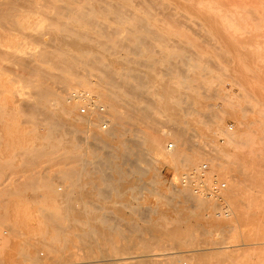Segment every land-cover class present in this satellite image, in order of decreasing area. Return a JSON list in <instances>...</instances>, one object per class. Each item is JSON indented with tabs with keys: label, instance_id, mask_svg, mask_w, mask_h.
Listing matches in <instances>:
<instances>
[{
	"label": "rangeland",
	"instance_id": "374dc122",
	"mask_svg": "<svg viewBox=\"0 0 264 264\" xmlns=\"http://www.w3.org/2000/svg\"><path fill=\"white\" fill-rule=\"evenodd\" d=\"M37 1L43 6L46 5L43 0ZM236 3L240 10L239 23L235 29H228L227 32L229 33L221 39L205 37L201 32H198L200 30L195 32L196 30L191 31V29H185L188 32H185L186 36L184 34H180V36L173 35L177 28L170 27L168 32L173 37L170 42H167L168 44L146 38L144 43L142 42L136 47L130 48L128 53L110 54L111 57L116 56L122 61L125 60L123 62L126 64L128 71H126L125 76L128 82L127 87L131 84L125 91L118 93L117 101L113 99L111 101L108 98L114 96L110 88L113 80L108 79L107 75L105 78V75H102L103 73L99 70L92 68L88 71L85 69L84 61L75 59L77 52L72 47L64 46L60 48L62 55H65L64 58L75 65L74 70L70 72L62 73L58 68L59 64L62 65L59 61L49 60L50 62H43L35 56L41 46L32 42L31 39L24 38L22 28L11 26V21L14 18L21 21L32 12H28L29 9L22 7V0H0V240L3 244H6L4 248L2 242H0V248L2 249L0 250V260H3L0 261V264H33L34 262V264H264V187L261 190V188L250 184L252 169L246 164L248 163L246 155L251 151L250 157L256 162L261 160L264 170V101H262V99L264 100V0H237ZM43 12L45 13V11ZM45 16L53 17L54 13L49 11ZM36 18L43 20L45 17L40 14ZM48 18H46L48 21H45L43 32L50 39L55 37V30L48 26L51 23L50 18ZM57 18L65 20L61 16H57ZM31 22L33 21L26 19V21H22V24L28 28ZM103 22L113 25L109 17H106ZM192 32L195 33L192 34ZM186 38L189 39V42ZM173 40L176 41L173 42ZM213 40L215 41L213 42ZM143 45L147 46L144 47ZM126 46H129V44L126 43ZM177 49L181 52L176 51ZM46 50H51V48L47 47ZM13 52L19 57L14 55L13 58ZM87 55L89 63L99 57L98 52L93 47L88 48ZM198 56L201 57L199 62L201 61L202 69L199 70V77L196 80L197 85L194 86L196 95L190 96L184 92L181 96L179 114L164 118L162 112L164 109L160 103V91L154 86L150 74L155 73L162 78H167L171 76L170 71H172L167 70V68H173L176 64L173 70L178 72L180 81L185 87L192 78L190 72L192 65H195L198 61L196 59V57L199 58ZM243 57L244 61L241 62ZM12 58L23 66L14 60L17 66L20 67L18 68ZM127 59H129V62ZM147 59L150 60L147 61ZM143 62L146 63L143 64ZM53 63H55L54 66ZM12 66L17 68L12 69ZM176 66L178 67L176 68ZM29 67L30 69H28ZM246 67L248 71H246ZM115 69L117 72L122 71L121 66L118 65ZM78 71L80 75L77 74ZM183 71L185 72L181 74ZM85 72L88 75L85 76ZM74 74L83 76L84 84L75 85L76 76L74 77ZM28 78L30 82L32 81V84H27ZM43 79L46 87L41 91L38 86ZM259 80H262V82ZM136 84L138 85L136 86ZM142 86L144 89H142ZM134 87H139L140 93L141 90L144 93L134 92ZM47 88H49L48 92L50 94L46 92ZM38 90L41 92H38ZM31 92L33 93L30 94ZM76 93L88 94L93 102L99 106H103L104 102L106 104V101L114 103L115 112L106 109L107 114L109 112L114 115L111 124H104L97 116H83L79 112L81 106L72 99V95ZM37 94L39 97H37ZM92 94H101V97L94 98ZM66 103L75 107V120H77L72 121L69 125H64L62 121L57 122L58 126L57 124L52 125L53 114L57 113ZM149 105H152V112H146L151 108ZM229 105H231V108L228 107ZM27 106H31V109ZM183 108L185 109L183 110ZM33 109L40 113H36ZM21 111L25 113L23 114ZM42 111L45 114L42 115ZM156 111H158V117ZM26 113L31 114L30 116L33 114V116L27 117ZM34 114L42 116L36 119L37 116L34 117ZM44 115L45 123L43 122ZM118 115L120 116L118 117ZM108 117H110L109 114ZM90 119L91 121H89ZM30 120L31 122H29ZM92 120L97 123L94 124L95 122ZM115 123H118V125L116 126ZM50 126L53 128L61 126V128H58V130L60 129L59 133L66 141H71L76 146L73 151L75 158L72 157L73 160L69 161L68 164L63 163V159L69 155L63 154V150L59 149L57 140L51 145L43 140H38V138L44 136ZM107 130L109 131L107 132ZM113 131L116 135L119 132V139L110 133ZM142 131L158 135L160 145L162 144L161 151L166 156L175 157V154L179 152L182 159V162H180L182 163L181 167L162 158L154 161L143 159L145 162L147 161L146 163L151 162V164H145L143 160L140 161L143 157L137 155L140 152L137 151V148L131 155H123L124 153L119 148V140H136L138 135L142 136ZM237 133L242 134L243 141L239 138L236 145H234L235 148H230L227 145L228 136L232 137ZM243 133H246L247 136L244 137ZM226 134L228 135L227 138H225ZM248 136H251V140L255 137L256 139L253 142L251 141L252 143H245L246 139H249ZM33 139L35 140L32 141ZM140 140L142 141V138ZM170 143L176 145V148L172 151H169L168 148ZM104 146L108 148L106 149ZM33 147L36 153H38L36 149H40L39 154L33 153ZM239 147H242V149ZM94 148L95 150H93ZM53 149L56 152H53ZM51 150L53 151L51 152ZM22 153L24 157H22ZM29 153L30 155H28ZM133 154L138 156L137 160ZM204 154H208L214 160L209 177H215L223 187V210L220 208L216 210L215 202L208 201L203 196L194 197L188 189L180 187L181 177L185 174H191L193 171L191 169H195L201 164ZM39 155L43 157L39 158ZM35 156L37 159H34ZM25 157L28 159L22 161V158ZM186 158L188 159L187 164L183 163ZM102 159L105 160V162L103 161L105 166L110 165L108 168L99 165ZM33 160L36 161L32 163ZM82 163L86 165L83 166ZM93 164L99 166V168L101 167L100 169L103 170L104 175H102L103 172L94 171L93 166L95 165ZM137 164L138 166H136ZM242 169L250 175L242 174ZM107 170H111L110 174L105 173ZM240 173L244 178L247 176L249 181H243L241 176L239 178ZM41 177H43V180ZM76 178L78 182H76ZM120 178H125L126 183L121 182L119 185ZM33 180L35 184L33 183L31 188L29 181L32 182ZM27 182L29 187L25 186ZM76 183L79 187H85L83 193L79 191L80 188ZM122 184L126 188V192L124 195L119 196L116 191ZM247 184L250 186L247 187ZM232 185L233 187H239L246 196L250 194V199L255 198L258 202L249 203L246 198L240 196L230 197L232 195ZM36 187L38 188L37 191L33 190L32 192V189H36ZM22 188L23 190L26 188L24 192H22ZM52 188L55 192L50 190ZM71 188H73L75 197H84V202L96 203L94 207L99 208L96 211L98 216L101 218L107 217L104 220L105 224H94L85 217L80 216L76 210L73 213H67L65 217L64 212L66 211L62 204H56L55 201L62 194L70 192L72 194ZM99 189L106 193H101V191H98ZM251 190H254L255 193ZM56 192H58V195ZM98 192H100L99 195ZM183 193L184 195H182ZM261 195L263 196L261 197ZM257 196L259 199L256 198ZM5 202L6 204H4ZM167 202L170 204H166ZM200 203L206 204L201 205ZM45 208L48 209L45 210ZM142 210L145 213H142ZM43 213L47 215L48 219L51 215L52 219L50 221L55 220L57 223L45 220L46 215L44 216ZM139 214H142V216H138ZM102 215L104 216L102 217ZM108 218H110L109 221ZM116 218L118 220H115ZM75 219L81 225L77 224V221L75 223ZM68 220L72 223H67ZM114 221L118 224H115ZM115 225L120 230H117ZM110 226H113V228ZM257 226L260 227L259 232H256ZM53 228L56 230L55 232L59 229L58 235ZM92 230L95 232L88 234ZM84 234H87L86 236L90 235L88 237L91 238V242L88 240V243ZM57 237L59 240L55 241ZM92 238L94 239L92 240ZM141 239L144 240L143 244H140ZM193 239L195 240L191 241ZM64 241H67L65 245ZM87 243L88 245H86ZM146 245L149 247L146 248ZM111 246L116 249L113 251ZM48 247L52 248H50L51 251L48 250ZM54 249H56V252ZM100 251H102L101 256H104L102 259H100ZM134 256H138L140 261L134 262ZM29 260L33 262L30 263Z\"/></svg>",
	"mask_w": 264,
	"mask_h": 264
},
{
	"label": "bare ground",
	"instance_id": "6f19581e",
	"mask_svg": "<svg viewBox=\"0 0 264 264\" xmlns=\"http://www.w3.org/2000/svg\"><path fill=\"white\" fill-rule=\"evenodd\" d=\"M45 1L44 3H46V5H42L40 4L37 0H22L23 2V6L24 8H27L29 9L28 12H32L29 16H26L24 17L21 21L20 19H16L14 18L11 22V26L12 27H19V28H22V34L24 36V38H28V39H31L32 42L36 43V44H39L41 46V48L35 53V56H37L39 59H41L43 62L45 61H48L50 62L49 60H56V61H59L61 62L62 65H58L59 67V70L62 72V73H65V72H70L71 70H74V63L73 62H70L68 61L66 58H64L65 55H62L61 51H60V48L61 47H72L76 52H77V56H75L76 58L75 59H80L82 61H84L83 63L85 64V69H87L88 71L91 70L92 68L95 69V70H99V72L103 73L102 75H105L104 77L106 78V75L108 76V79L110 78V80H113L111 81L112 83L110 84V88L112 90V92L114 93V96H111V98H107L108 99H112L114 101H117L116 98H118V93L121 91H125L126 88H129L131 86V84L129 85V87H127L128 85V82H127V79H126V71H127V66L126 64L123 62L125 60H120L118 57L114 56V57H111L110 54H119V53H128L129 49L130 48H133V47H136L138 44L140 43H144V41H146L145 39L146 38H151L153 40H156L158 42H161L162 44H168L167 42H170L172 40V37L171 35L169 34L170 32H168V29L170 27H174V28H177V31L173 34V35H179L180 34H184V36H186L185 32L187 30L185 29H191L192 30H196L195 32L198 31L199 33L201 32L205 37H211V38H214V39H221L223 38V36L225 34H228L229 32L228 29H235L237 24L239 23V20H240V10H239V7L237 6V3L236 1L237 0H43ZM248 6V5H247ZM46 8H49V9H46ZM249 8V7H247ZM45 11V13L43 12ZM49 11H52L54 13V16L51 17V16H48L51 20V23L50 25H48L49 27L53 28L55 30V37L53 38H50L48 39V37L46 36L47 34L43 32V28L45 26V21H48L46 18H48L47 16H45V14H47ZM42 15L43 17H45L43 20H38L37 15ZM57 16H61V17H64L65 20H60L57 18ZM106 17H109L110 21L113 23V25H108L106 24L105 22H103V20H105ZM48 18V19H49ZM27 20H31L33 22H31L30 26L28 28H26V26H24L22 24V21H26ZM224 29V30H223ZM25 30H28L27 32H24ZM21 32V31H20ZM195 32H192V34H194ZM235 33V30L233 31ZM188 33V32H186ZM233 33V34H234ZM197 35V34H196ZM231 35V34H230ZM228 35V36H230ZM178 36V37H179ZM191 36V34H190ZM188 37H189V34H188ZM235 37V36H234ZM181 38H185V37H181ZM192 38V37H191ZM150 39V41H151ZM176 39V38H174ZM231 39V38H230ZM186 40L188 41L189 39L186 38ZM191 40V39H190ZM193 40V39H192ZM206 40V39H205ZM149 41V40H148ZM176 41V40H175ZM173 40V42H175ZM215 40H213L214 42ZM222 41V40H221ZM235 41V40H234ZM15 43V41H13ZM189 42V41H188ZM192 42V41H191ZM194 42V41H193ZM220 42V41H219ZM126 43L129 44V46H126ZM148 43V42H147ZM153 44V42H151ZM150 43V44H151ZM177 43V42H176ZM202 43V42H201ZM210 43V42H209ZM146 44V43H145ZM221 44V43H220ZM219 44V45H220ZM13 45V44H12ZM149 45V43H148ZM156 45V44H154ZM153 45V46H154ZM172 45V44H171ZM190 45V44H189ZM197 45V44H196ZM204 45V44H203ZM144 46V45H143ZM147 46V45H146ZM144 46V47H146ZM152 46V47H153ZM166 46V45H165ZM173 46V45H172ZM218 46V45H217ZM225 46V45H224ZM47 47H50L51 50H46ZM95 49L97 52H98V56L96 59H93L91 63H89L90 61L87 59V54H88V48H92ZM177 47V46H176ZM231 47V46H230ZM149 48V47H148ZM181 48V47H180ZM188 48V47H187ZM223 48V47H222ZM18 49V48H17ZM186 49V48H185ZM191 49V48H190ZM139 50V49H138ZM150 50V48H149ZM217 50H219V48H217ZM4 51V50H3ZM17 51V50H16ZM176 51H179L178 49ZM192 51V50H191ZM230 51V49H229ZM2 52V51H1ZM5 52V51H4ZM131 52V51H130ZM138 52V51H136ZM181 52V51H179ZM133 53V52H132ZM135 53V52H134ZM133 53V54H134ZM189 53V52H188ZM222 53V51H221ZM230 53V52H229ZM232 53V52H231ZM9 55V53H7ZM210 54V53H209ZM226 54V53H225ZM11 55V54H10ZM14 55L15 53L13 52V58H14ZM30 56V54H28ZM68 55V54H67ZM121 55V54H120ZM123 55V54H122ZM145 55V54H144ZM238 55V53H237ZM240 55V54H239ZM71 56V54H70ZM137 56V55H136ZM242 56V55H240ZM15 57H19L15 55ZM25 57V56H24ZM91 57H93L91 55ZM186 57V56H185ZM189 57V56H188ZM199 57V56H198ZM223 57V56H222ZM239 57V56H238ZM11 57L9 56V59ZM12 60L14 61L15 59ZM28 59V57H26ZM201 57L197 58L196 59L198 60L195 65H192V69H191V72H190V76L192 77L190 79L189 82H187L186 86L184 87L183 86V83L180 81V77H179V74L178 72H176V70L174 71L173 69L174 66L176 64H174L173 68L169 67L167 68V70H172L170 71V75L171 76H168L167 78H162L160 76H158L157 74L155 73H151L150 74V77H151V80L154 84V86H156V88H158V90L160 91V103H161V106L162 108L164 109L163 112V117L164 118H170L172 116H177L179 114V107H180V102H181V96L182 94L185 92L187 95H190V96H195L196 95V91H195V85L196 84V80L197 78L199 77V70L202 69V66H201V61L199 62ZM204 58V56H203ZM241 58V57H240ZM24 59V58H23ZM26 59V60H27ZM90 59V58H89ZM188 59V58H187ZM210 59V58H209ZM231 59V58H230ZM239 59V58H237ZM242 59V58H241ZM88 60V61H87ZM132 60V59H131ZM150 60V59H149ZM147 59V61H149ZM156 60V59H154ZM181 60V58H180ZM185 60V59H184ZM11 61V60H10ZM16 61V60H15ZM14 61V63H15ZM28 61V60H27ZM32 61V60H31ZM127 61L129 62V59H127ZM244 61V57H243V60H241V62ZM1 62V60H0ZM18 62V61H16ZM33 62V61H32ZM134 62H137V61H134ZM151 63L153 62L150 61ZM155 62V61H154ZM183 62V61H182ZM185 62H187V60H185ZM238 62V60H237ZM236 62V63H237ZM240 62V61H239ZM9 63V62H8ZM11 63V62H10ZM19 63V62H18ZM127 63V62H126ZM132 63V62H131ZM146 63V62H145ZM143 62V64H145ZM171 63V62H170ZM211 63V62H210ZM213 63V62H212ZM1 64V63H0ZM16 64V63H15ZM21 64V63H19ZM25 64V63H24ZM32 64V63H31ZM55 63H53V66H54ZM130 64V63H129ZM138 64V63H136ZM214 64V63H213ZM22 65V64H21ZM34 65V64H33ZM116 65L118 66H121L122 68V71L121 72H117L115 67ZM152 65V64H151ZM187 65V64H185ZM212 65V64H211ZM235 65V64H234ZM17 66V64H16ZM23 66V65H22ZM141 66V64H140ZM144 66V65H142ZM13 68L12 69H16L14 66H12ZM25 67V66H24ZM88 67H91L90 69ZM145 67V66H144ZM178 66H176L177 68ZM20 68V67H18ZM57 68V69H58ZM154 69V67H152ZM181 68V67H179ZM215 68V67H214ZM30 69V67L28 68ZM56 69V68H55ZM158 69V67H157ZM162 69V68H161ZM227 69V68H226ZM247 69V67H246ZM19 70V69H18ZM155 70V69H154ZM180 70V69H179ZM185 70V69H184ZM222 70V68L220 69V71ZM33 71V70H32ZM156 71V70H155ZM166 71V70H165ZM182 71V70H180ZM179 71V72H180ZM231 71V70H230ZM248 71V69L246 70ZM250 71V69H249ZM31 72V71H30ZM34 72V71H33ZM33 72H31L33 74ZM44 72V71H43ZM55 72V71H54ZM73 72V71H72ZM75 72V71H74ZM87 72V71H86ZM85 72V76H86V73ZM128 72V71H127ZM185 71L181 72L184 73ZM213 72V71H212ZM39 73V72H38ZM46 73V72H45ZM76 73V72H75ZM236 73V72H235ZM251 73V72H249ZM247 73V74H249ZM41 74V72H40ZM73 74V73H72ZM78 75L79 74V71L77 73ZM207 74V73H206ZM31 75V74H30ZM34 75V74H33ZM49 75H51L49 73ZM59 76H61L60 74H58ZM88 75V74H87ZM93 75V74H92ZM135 75V74H134ZM133 76V78L135 79V77ZM188 75V74H186ZM44 76V75H43ZM76 76V79H75V85L77 84L78 86L81 85V84H84V77L83 76H77L76 74H74V77ZM130 76V75H129ZM131 76V78H132ZM144 76V75H143ZM252 76V75H251ZM18 77V76H17ZM40 77V76H39ZM41 77H42V74H41ZM63 77V76H62ZM88 77V76H87ZM139 77V76H138ZM258 77V76H256ZM43 78H46V77H43ZM66 78V77H65ZM132 78V79H133ZM183 78H184V74H183ZM186 78V77H185ZM188 78V77H187ZM190 78V77H189ZM242 78V77H241ZM244 78V77H243ZM254 78H255V75H254ZM23 79V78H22ZM27 79V78H26ZM141 79V77H140ZM239 79V78H238ZM29 80V78H28ZM36 80V79H35ZM42 80V78H41ZM68 80V79H66ZM247 81L249 80L248 78L246 79ZM184 81V79H183ZM260 82H262V80H259ZM92 82V81H91ZM235 82V81H234ZM257 82V81H256ZM27 83V81H26ZM31 83L32 84V81L30 82V80L28 81L27 84ZM144 83V82H142ZM51 84V83H49ZM53 84V82H52ZM57 84V82H56ZM60 84V83H59ZM201 84V83H200ZM252 84V82H251ZM258 84V83H257ZM61 85V84H60ZM138 84H136L137 86ZM143 85V84H142ZM145 85V84H144ZM248 85V84H247ZM255 85V84H254ZM27 86H30V85H27ZM63 86V84L61 85ZM141 86V85H140ZM46 86L44 85V79L42 81V83L38 86L39 89H41V91L44 90ZM58 87V86H57ZM66 87V86H65ZM257 87V85H256ZM262 88V87H261ZM48 89L47 88L46 92H48ZM62 89V87H61ZM104 89V88H103ZM132 89V88H131ZM133 89L134 92L136 91H139V87H134ZM142 89L143 86H142ZM51 90V89H50ZM58 90V89H57ZM38 90V92H41ZM53 91V90H52ZM66 91V90H65ZM157 91V90H155ZM154 91V92H155ZM45 92V93H46ZM62 92V91H61ZM64 92V91H63ZM95 92V91H94ZM130 92V91H129ZM128 92V93H129ZM143 90H141V93L139 91L140 94H142ZM33 92H31L30 94H32ZM45 93H42L43 95H46ZM50 94V92H48ZM47 93V94H48ZM133 93V92H132ZM144 93V92H143ZM262 93V91H261ZM28 94V93H27ZM36 94V93H35ZM66 94V93H65ZM91 94V93H90ZM131 94V93H130ZM34 95V94H33ZM38 95V94H37ZM41 95V96H43ZM53 95H54V92H53ZM57 95V94H56ZM93 95V94H92ZM159 95V94H158ZM157 95V96H158ZM49 96V95H47ZM59 96V95H58ZM94 98H99L101 97V94H98V95H93ZM39 97V95L37 96ZM44 97V96H43ZM56 97V96H55ZM61 97V96H59ZM106 97V96H105ZM156 97V96H155ZM64 98V97H63ZM135 98V96H134ZM137 98H140V97H137ZM240 98V97H238ZM253 98V97H252ZM31 99V98H30ZM62 99V97H61ZM67 99V98H66ZM71 99V98H69ZM107 99V100H108ZM144 100V98H142ZM34 100V99H33ZM147 100V99H146ZM47 101V100H46ZM145 101V100H144ZM232 101V100H231ZM231 101H230V104H231ZM262 101H264L262 99ZM55 102V101H54ZM68 102V101H67ZM72 102V101H71ZM102 102H103V99H102ZM101 102V103H102ZM229 102V101H227ZM245 102V101H244ZM77 104H79V106H81V104L83 102H77ZM192 103V102H191ZM103 107L106 109H108L109 111H113L115 112V104L114 103H108V101H106V104L105 102L103 103ZM263 104V103H262ZM27 105V104H25ZM34 105V104H33ZM52 105V104H51ZM57 105V104H56ZM147 105V104H146ZM154 105V104H153ZM232 105V104H231ZM231 105H229L228 107L231 108ZM247 105V104H245ZM264 105V104H263ZM261 105V106H263ZM29 106V104H28ZM27 106V107H28ZM32 106V105H31ZM31 106L28 107L31 109ZM76 106V105H75ZM150 107L152 105H149ZM234 106V104H233ZM54 107V105H53ZM141 107V106H140ZM154 107V106H153ZM156 108V107H155ZM154 108V110H155ZM187 108V107H186ZM40 109V108H38ZM37 109V110H38ZM55 109V108H54ZM145 109V108H143ZM152 107L150 108V110L146 109L145 111L146 112H152L151 111ZM185 108H183L184 110ZM233 109V107H232ZM23 110V109H22ZM43 110V109H42ZM45 110V109H44ZM153 110V109H152ZM31 111V110H30ZM33 111H35L33 109ZM131 111V110H130ZM243 111V110H241ZM264 111V110H263ZM22 112V111H21ZM36 113H38L39 111H35ZM80 112V111H79ZM154 112V111H153ZM158 111H156V116L158 115L157 113ZM23 113V112H22ZM25 113V112H24ZM23 113V114H24ZM40 113V112H39ZM49 114V112H47ZM52 113V112H51ZM41 114H45V112H41ZM108 114L110 117H108ZM107 114V117L106 119H104V117L100 116L98 113L96 112H93V110H91V113L89 116H97V118H99V120H104L106 121L107 124H111L112 122V118H114V115L110 114L108 112ZM126 114V113H125ZM149 114V113H148ZM153 114V113H152ZM188 114V113H187ZM224 114H227V113H224ZM259 114V113H258ZM8 115V114H7ZM26 115H28L27 117H29V113ZM39 115V114H37ZM36 114H34V117L37 116ZM40 115V116H42ZM81 115V114H80ZM116 115V114H115ZM129 115V114H128ZM33 116V114H32ZM30 116V117H32ZM40 116H37L36 119H38V117ZM75 107L74 106H70L69 104H65V106H63L62 108H60L58 110L57 113L53 114V120L51 122V124L53 125H56L57 122L59 121H62L64 123V125H69L70 123H72V121L75 120ZM120 115H118L119 117ZM127 116V115H126ZM160 116V115H159ZM26 117V118H27ZM82 117V116H81ZM158 117V116H157ZM261 117V116H260ZM44 118V119H43ZM43 122L45 123V115L43 116ZM87 118V117H86ZM93 118V117H91ZM161 118V117H160ZM34 119V118H32ZM34 119V120H36ZM48 119V118H47ZM95 119V118H94ZM263 119V118H262ZM41 120V119H39ZM38 120V121H39ZM77 120V119H76ZM75 120V121H76ZM139 120V119H138ZM37 121V120H36ZM51 121V120H50ZM85 121V120H84ZM91 121V119L89 120ZM94 121V120H92ZM98 121V120H97ZM143 121V120H142ZM31 122V120L29 121ZM95 122V121H94ZM100 122V121H99ZM120 122V121H119ZM122 122V121H121ZM49 123V122H48ZM91 123V122H90ZM97 122H95L94 124H96ZM154 123V121H153ZM156 123V122H155ZM217 123V122H216ZM36 124L38 126H40V124L38 122H36ZM34 124V125H36ZM116 126L118 125V123H115ZM120 124V123H119ZM172 124V123H171ZM43 125V123H42ZM45 125V124H44ZM51 125V126H52ZM112 125H114V123H112ZM127 125V124H126ZM49 127L47 130H46V133L44 134L43 137L41 138H38V140H43L45 142H47L49 145H51L55 140H57V142H59V149L60 150H63V154L65 153V155H69V156H65L63 159V163H69V161L71 162L73 160V158H75L73 156L74 154V148L76 146L73 145V143L71 141H66L65 138L59 133V130L58 128H61L60 127ZM58 126V124H57ZM130 126H133V125H130ZM36 127V126H35ZM44 127V126H42ZM108 127V126H107ZM115 127V126H114ZM113 128V127H112ZM135 128V127H133ZM150 128V127H149ZM152 128V127H151ZM181 128V127H180ZM68 129V128H67ZM115 129V128H113ZM137 129V128H136ZM135 129V130H136ZM44 130V129H43ZM42 130V132H44ZM70 130V129H69ZM125 130V128H124ZM134 130V129H133ZM132 130V131H133ZM138 130V129H137ZM136 130V132H137ZM152 130V129H150ZM154 130V129H153ZM39 131V130H38ZM78 131V130H76ZM109 130H107L108 132ZM41 132V133H42ZM70 132V131H69ZM126 132V131H125ZM124 132V134H125ZM134 132V131H133ZM155 132V131H154ZM166 132V131H165ZM164 132V133H165ZM216 132V131H215ZM214 132V133H215ZM224 132V131H223ZM239 132V131H238ZM39 133V132H38ZM112 135H114V137H117L118 139L120 138L118 135H119V132H118V135H116V133L114 134V131L113 132H110ZM122 133V132H121ZM120 133V135H122ZM135 133V132H134ZM156 133V132H155ZM163 133V134H164ZM170 133V132H169ZM168 133V134H169ZM219 133V132H218ZM240 133V132H239ZM234 134L232 135V137H229L227 134L224 136L225 138H227L228 136V146L231 148V147H234V145H236L237 143V140L239 138H241L242 134ZM66 134V133H64ZM71 134V132H70ZM109 134V135H111ZM166 134V133H165ZM213 134V133H212ZM244 137L247 136L246 133H243ZM250 134V133H249ZM92 135V134H91ZM77 137V135H76ZM249 137V136H248ZM79 138V137H78ZM98 138V137H97ZM142 138V141L140 140ZM243 138V137H242ZM241 138V140H242ZM247 138V137H246ZM245 138V139H246ZM251 138V136L249 137V139ZM253 138V137H252ZM84 139V138H83ZM93 139V138H92ZM249 139H246V142L245 143H250L251 141L253 142V140L256 139V137L253 139V140H249ZM35 139H33L32 141H34ZM76 140V139H75ZM79 140H81V138H79ZM249 140V141H247ZM77 141V140H76ZM134 141V142H133ZM243 141V140H242ZM251 142V143H252ZM46 143V144H47ZM80 144V142H78ZM78 144V145H79ZM162 145V144H161ZM160 145V140L158 138V135L156 134H153V133H148L147 131H142V136L138 135L137 136V139L136 140H132V139H127V141L121 139L119 140V148L120 150L124 153L123 155H131L135 149L137 148L138 150L137 151H140L139 154H137L138 156H142L143 158L140 159L143 160V159H146L148 161V159L151 161H154V160H159V159H164L165 161H171L172 163H174L175 165L181 167V164L180 162H182V159H181V155L180 153L178 152L177 154H175V157H168L166 156V154L164 152H162V147ZM253 145V144H252ZM103 146V145H102ZM106 146V145H105ZM104 146V147H105ZM169 146V145H168ZM95 147V146H94ZM100 147V146H99ZM226 147V146H225ZM106 149L108 147H105ZM235 148V147H234ZM242 149V147H239ZM34 149V147L32 148V150ZM56 149V148H55ZM118 149V148H117ZM179 149V148H178ZM38 153H36L35 150H33V153H36V154H39V151L40 149H36ZM42 150V149H41ZM54 150V149H53ZM51 150V152L53 151ZM95 150V148L93 149ZM260 150V149H259ZM26 151H28L26 149ZM45 151V150H43ZM239 151V150H238ZM250 151V149H249ZM29 152V151H28ZM50 152V154H51ZM53 152H56V150H54ZM107 152V151H106ZM248 152V150H247ZM251 152V151H250ZM250 152L247 153V166L249 168L252 169V174H251V180L249 181L247 176L244 178L242 177V174H246V170L242 169V174L241 175H238L241 176L242 180L245 181V180H248L250 182L251 185H254L256 187H259L261 188V190L263 189L264 187V170H263V162L260 160V162H256L254 161L250 156ZM32 153V154H33ZM41 153V152H40ZM44 153V152H43ZM42 153V154H43ZM48 154V152H46ZM225 153V152H224ZM26 154V153H25ZM34 154V155H36ZM252 154V153H251ZM30 155V153L28 154ZM44 155V154H43ZM122 155V156H123ZM136 155V154H135ZM133 154V156H135ZM27 156V155H26ZM32 156V155H31ZM31 156L29 157V159L31 158ZM40 156V155H39ZM121 156V157H122ZM138 156H135V159L138 157ZM22 157H24L23 153H22ZM33 157V156H32ZM43 156H40L39 158H41ZM73 157V158H72ZM253 157V156H252ZM27 157L25 158H22L24 160H26ZM37 158H38V155H37ZM36 156L34 159H37ZM133 158V157H132ZM28 159V158H27ZM108 159V158H107ZM107 159H106V162H107ZM117 159V158H116ZM134 159V158H133ZM260 159V158H259ZM122 160V159H121ZM128 160V159H127ZM137 160V159H136ZM221 160V159H220ZM226 160H227V157H226ZM228 160H229V157H228ZM249 160V161H248ZM256 160V159H255ZM31 161V160H30ZM36 161V160H35ZM33 160L32 163L35 162ZM99 161V160H98ZM105 162L104 159L100 160V164L98 162V164L101 166H105L103 163ZM130 161V160H129ZM144 161V160H143ZM146 161V162H147ZM149 161V163L151 164V162ZM124 162H125V159L123 161V165H124ZM136 162V161H135ZM133 162V163H135ZM142 162V161H141ZM144 161L145 164H149V163H146ZM188 162V159L186 158L184 160L183 163L187 164ZM227 163L229 161H226ZM225 162V163H226ZM237 162V161H235ZM262 162V163H261ZM93 163V162H92ZM96 165H97V161L95 162ZM224 163V162H223ZM232 163V162H231ZM83 166L85 163H82ZM106 164V163H105ZM132 164V163H130ZM144 164V165H145ZM230 164V163H229ZM78 165V164H77ZM86 165V164H85ZM95 165V164H93ZM93 166L94 167V171H98V172H103L102 169L99 168V166ZM234 165V164H233ZM81 166V164H80ZM108 165L105 166L108 168ZM138 166V164L136 165ZM150 166V165H149ZM224 166V165H223ZM228 166V165H227ZM226 166V167H227ZM82 167V166H81ZM112 167V166H111ZM110 167V168H111ZM199 167V166H198ZM196 167V168H198ZM84 168V167H82ZM105 168V169H107ZM116 168V167H115ZM134 168H136L134 166ZM142 168V167H140ZM179 168V167H178ZM183 168V167H182ZM238 168V167H237ZM236 168V169H237ZM113 169V168H111ZM68 170V169H66ZM117 170V169H116ZM127 170V169H126ZM140 170V169H139ZM191 170H194V169H191ZM74 171V170H72ZM71 171V172H72ZM105 171V170H104ZM111 170H107L105 173H108L110 174ZM122 171V170H121ZM145 171V170H144ZM251 171V170H250ZM120 172V171H119ZM124 172V171H123ZM240 172V171H238ZM74 173V172H73ZM78 173V172H77ZM114 173V172H113ZM128 174V173H127ZM140 174V173H139ZM104 175V172L103 174ZM248 175V174H246ZM250 175V174H249ZM248 175V176H249ZM127 176V175H126ZM144 176V175H143ZM80 177V176H79ZM118 177V176H117ZM42 180H43V177H41ZM73 178V177H72ZM240 178V177H239ZM66 179V178H64ZM77 179V178H76ZM125 178H120L118 183L120 185L121 182H124L126 183V180H124ZM70 180V179H68ZM151 181V180H150ZM237 181V180H235ZM247 181V182H248ZM31 188H32V184L34 182V180L31 182ZM73 182V181H72ZM78 182V179L77 181ZM130 182V181H129ZM153 182V181H152ZM234 182V180H233ZM51 183V182H50ZM102 183V182H101ZM241 183V182H239ZM27 184V185H26ZM25 184V186L27 187L28 186V182ZM75 184V183H74ZM77 184V183H76ZM103 184V183H102ZM107 184V183H106ZM106 184L104 185L106 187ZM230 185L232 183H229ZM238 184V183H237ZM242 184H244V182H242ZM72 185V183H71ZM78 185V184H77ZM113 185V184H112ZM246 185V184H245ZM103 186V185H102ZM108 186V185H107ZM143 186V185H142ZM250 186L247 184V187ZM22 187V186H21ZM29 187V186H28ZM50 187V186H49ZM79 187V185H78ZM244 187V185H243ZM80 188V192L83 193L85 187H79ZM78 188V189H79ZM26 189V188H25ZM24 189V190H25ZM30 189V188H29ZM37 187L36 189H32V192L33 190L37 191ZM73 188H71L70 190H72ZM102 189V188H101ZM99 189L98 191H101V193H106L105 191L102 192V190ZM112 189V188H111ZM140 189V188H138ZM142 189V188H141ZM140 189V190H141ZM145 189V188H144ZM23 188H22V192H24ZM41 190V189H39ZM51 191L55 192L54 189H50ZM114 190V189H113ZM132 190V188H131ZM130 190V191H131ZM152 190L154 191L153 187H152ZM229 190V189H228ZM78 191V192H79ZM108 192V190H106ZM139 191V190H138ZM147 191V190H146ZM231 191H232V195H230V197H233V196H240V197H243L244 199L246 198L249 203H256L258 201H256L257 199H250V194L249 196H246L245 193H243L242 190H240V188L238 187H231ZM252 192H254V190H251ZM249 191V192H251ZM31 192V191H30ZM31 192V193H32ZM117 192V195L119 196H122L125 194L126 192V188L124 187V185L122 184V186L116 191ZM157 192V191H156ZM155 192V193H156ZM251 192V193H252ZM11 193V192H10ZM9 193V194H10ZM36 193V192H35ZM57 195H58V192H56ZM63 193V192H62ZM71 193V192H70ZM62 194V196L58 197V199L55 201L56 204H62V207L65 209L66 212H64L65 214V217L67 216L66 214L67 213H73V211L76 210V212L82 216V217H85L86 219H88L90 222L94 223V224H105L104 220H106L107 217L105 218H101L98 216L97 214V210L99 208H95V202H84V197L83 198H80V197H75L74 196V191L72 190V194ZM97 193V192H96ZM100 192H98V195H99ZM255 193V192H254ZM6 194V193H5ZM186 194V193H185ZM264 194V193H263ZM15 195V194H14ZM184 195V193L182 194ZM255 195V194H254ZM253 195V196H254ZM7 196V195H6ZM6 196H5V199H6ZM10 196V195H9ZM35 196V194H34ZM102 196V194H101ZM100 196V197H101ZM252 196V194H251ZM256 196V195H255ZM263 195H261L262 197ZM3 197V196H2ZM4 198V197H3ZM8 198V196H7ZM258 198V196L256 197ZM41 199V198H40ZM105 199V198H104ZM259 199V198H258ZM262 199V198H261ZM263 199H264V196H263ZM107 200V199H106ZM137 200V199H136ZM239 200V199H238ZM41 202V200H40ZM45 202V201H44ZM169 202V201H168ZM166 203V204H170V203ZM213 202V201H212ZM3 204V203H2ZM6 204V202L4 203ZM201 205H204L206 203H200ZM264 204V203H263ZM172 205V204H171ZM262 205V203H261ZM97 206V205H96ZM167 206V205H166ZM44 208V207H42ZM216 208V207H215ZM48 209V208H45V210ZM150 209V208H149ZM148 209V210H149ZM175 209V208H174ZM39 210V209H37ZM58 210V209H57ZM135 210V209H134ZM133 210V211H134ZM157 210V209H155ZM166 210V209H165ZM215 210V209H214ZM216 210H219V208L217 207ZM264 210V209H263ZM48 211V210H47ZM41 212H43L41 210ZM135 212V211H134ZM145 213L144 210H142V213ZM39 213V211H38ZM50 213V212H49ZM52 213V212H51ZM50 213V214H51ZM110 213V212H109ZM108 213V214H109ZM141 213V212H139ZM41 214V213H40ZM44 216L46 215L45 213H43ZM6 215V213H5ZM142 216V214H139L138 216ZM245 215V214H244ZM104 215H102L103 217ZM109 216V215H108ZM146 216V215H145ZM144 216V217H145ZM45 220L47 219L49 222H52L50 221L52 219L51 215L49 216L50 218L48 219L47 215L45 216ZM147 217V216H146ZM63 218V217H62ZM61 218V219H62ZM112 218V217H111ZM187 218V217H186ZM66 219V218H64ZM110 218H108V221H109ZM148 219V218H146ZM162 219V217H161ZM160 219V221H161ZM4 221H6L5 219H3ZM44 220V219H43ZM114 220V219H113ZM115 220H118L117 218ZM157 220V219H156ZM164 220V219H163ZM55 221V220H54ZM53 221V223H54ZM76 219H75V223H76ZM159 221V222H160ZM176 221V220H175ZM56 222V221H55ZM67 223L70 222L69 220L66 221ZM74 222V221H73ZM111 222V221H110ZM244 222H246L244 220ZM260 222V221H259ZM2 223V222H1ZM52 223V224H53ZM57 223V222H56ZM72 223V222H70ZM107 223V221H106ZM115 223V221H114ZM165 223V222H163ZM4 224V223H3ZM77 224L81 225L78 221H77ZM115 224H118V222H116ZM155 224V223H154ZM157 224V222H156ZM263 224V223H262ZM70 225V224H69ZM85 225V224H84ZM161 225V224H160ZM159 225V226H160ZM177 225V224H176ZM47 226V225H46ZM54 226V225H53ZM68 228H70L68 225H67ZM111 227V226H110ZM119 227V226H118ZM134 227V225H133ZM156 227V226H155ZM64 228V227H63ZM113 228V226L111 227ZM115 228L117 230H120L117 228V226L115 225ZM135 228V227H134ZM162 228V227H161ZM166 228V227H165ZM255 228V227H254ZM56 229H57V226H56ZM136 229V228H135ZM6 230V229H5ZM54 230V228H53ZM89 230V229H88ZM139 230V229H138ZM164 230V229H163ZM56 230H54L55 232ZM59 231V229H58ZM55 232L57 235L59 234V232ZM90 231V230H89ZM94 230H92L90 233L88 234H91ZM255 230L253 229V232ZM259 232L260 231V227L256 228V232ZM95 232V231H94ZM93 232V233H94ZM119 232V231H118ZM121 232V231H120ZM139 232V231H137ZM162 232V231H161ZM9 233H10V230H9ZM92 233V234H93ZM139 233H142V232H139ZM255 233V232H254ZM191 234H194V233H191ZM63 235V234H62ZM85 235V234H84ZM87 235V234H86ZM85 235V239H87V241L89 240L91 242V238H89L88 236ZM119 235V234H118ZM258 235V234H257ZM15 236V235H14ZM45 236V235H44ZM82 236V235H81ZM95 236H98V235H95ZM177 236V235H176ZM36 237V236H35ZM78 237V236H77ZM80 237V236H79ZM89 239H88V238ZM150 237V236H149ZM148 237V238H149ZM190 237V236H189ZM147 238V239H148ZM177 238V237H176ZM55 239V238H54ZM94 238H92L93 240ZM139 241H140V237L138 238ZM150 239V238H149ZM148 239V240H149ZM6 240V239H5ZM9 240V239H8ZM44 240V239H43ZM51 240V239H50ZM58 241V237L57 239H55V241ZM144 240H146L144 238ZM141 239V242L140 244L144 241ZM153 240H155L153 238ZM195 239L191 240V241H194ZM88 241V243H89ZM180 241V240H179ZM0 242H2V240H0ZM67 242V241H66ZM66 242L64 241V245L66 244ZM110 242V241H109ZM108 242V243H109ZM146 242V241H145ZM182 242V241H181ZM184 242V241H183ZM54 243V242H53ZM88 243L86 245H88ZM93 243V242H92ZM96 243V242H95ZM51 244V243H50ZM112 244V243H111ZM109 244V245H111ZM139 244V242H138ZM143 244V243H142ZM145 244V243H144ZM185 244V243H184ZM26 245H27V242H26ZM30 245V244H29ZM90 245V244H89ZM97 245V244H96ZM148 245V244H147ZM146 245V248L149 247ZM2 246H6V244H3L2 242ZM46 246V245H45ZM131 246V245H130ZM142 246V245H140ZM99 247V246H98ZM104 247H105V244H104ZM113 247H115L113 245ZM111 246V248L113 249V251L116 249V248H113ZM3 248V249H4ZM28 248V247H27ZM51 247H48V250L50 249ZM65 248V247H64ZM63 248V249H64ZM30 249V248H28ZM52 249V248H51ZM50 249V251H51ZM105 249V248H104ZM129 249V248H127ZM131 249V247H130ZM143 249V248H142ZM0 250H2L0 248ZM36 250V249H35ZM55 252H56V249H54ZM24 251V250H23ZM38 251V250H37ZM63 251V250H62ZM92 251V250H91ZM117 251V250H116ZM53 252V251H52ZM101 252L100 251V256H101ZM123 252V251H122ZM58 253V252H57ZM92 253V252H91ZM120 253V252H118ZM103 254V253H102ZM123 254H126V253H123ZM107 255V254H106ZM129 255V254H128ZM140 255V254H139ZM115 256V255H114ZM120 256V255H119ZM24 257V256H23ZM37 257V256H36ZM104 256L102 255L100 259H102ZM112 257V256H111ZM140 257V256H139ZM27 258H29V256H27ZM113 258V257H112ZM134 258V262H138L140 261L138 259V256L137 257H133ZM30 259V258H29ZM66 259V258H65ZM99 259V260H100ZM1 261V260H0ZM3 261V260H2ZM1 261V262H2ZM30 261V260H29ZM37 261V260H36ZM98 261V260H97ZM0 262V263H1ZM33 262V261H32ZM30 261V263H32ZM92 262V261H90ZM94 262V261H93ZM101 262V261H100ZM116 262V260H115ZM35 263V262H34ZM33 263V264H34ZM88 263V262H87ZM140 263V262H139ZM3 264V263H2Z\"/></svg>",
	"mask_w": 264,
	"mask_h": 264
},
{
	"label": "built area",
	"instance_id": "2783aa9c",
	"mask_svg": "<svg viewBox=\"0 0 264 264\" xmlns=\"http://www.w3.org/2000/svg\"><path fill=\"white\" fill-rule=\"evenodd\" d=\"M72 99L77 102H83L80 107V113L83 116H89L91 110L98 113L106 119L107 112L103 106H99L85 93H76L72 95ZM106 124V121H102ZM169 151L176 148V145L170 143ZM214 164V160L208 154L203 155V159L198 168H195L191 174H185L180 179V187L188 189L194 197L203 196L208 201L215 202L220 209L224 206L223 187L217 179L210 176V168ZM223 210V209H222Z\"/></svg>",
	"mask_w": 264,
	"mask_h": 264
}]
</instances>
